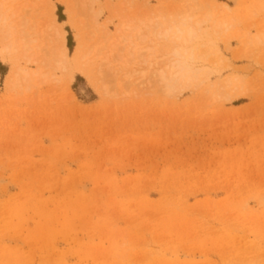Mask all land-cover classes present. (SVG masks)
<instances>
[{"label":"rangeland","instance_id":"1","mask_svg":"<svg viewBox=\"0 0 264 264\" xmlns=\"http://www.w3.org/2000/svg\"><path fill=\"white\" fill-rule=\"evenodd\" d=\"M263 5L100 0L110 38L123 14L166 25L210 12L228 26L200 41L209 57L197 82L172 97L112 75L104 96L73 59L103 37L88 8L16 0L13 26L35 54L18 63L38 75L9 92L12 66L0 63V264H264V46L244 45L264 27ZM54 16L73 81L49 61ZM221 56L230 68L213 64Z\"/></svg>","mask_w":264,"mask_h":264},{"label":"bare ground","instance_id":"2","mask_svg":"<svg viewBox=\"0 0 264 264\" xmlns=\"http://www.w3.org/2000/svg\"><path fill=\"white\" fill-rule=\"evenodd\" d=\"M99 1L80 0L81 4L85 6L84 8H88L86 11L90 12L91 23L95 31L103 37H100L99 42L94 46L89 47L90 49L88 48L86 53L77 51L73 59L78 72L83 73L91 82L95 83L104 96L110 95L105 76L112 75L119 80V87H128L134 89V92H136L135 89L158 88L167 96L172 97L177 91L184 90L197 82L200 69L196 68L195 64L198 61L206 62L209 57L207 51L204 50L205 44L200 42L202 39H206L208 31L216 36H221L228 31L227 17L224 14L223 20L217 22H212L210 12H206L200 18L179 17L169 23L166 22V25H163L158 19H150L146 13V16L141 18L137 14L131 17H124L123 14V17L120 16V25L116 29L115 37L110 38L99 27L100 13L98 12V14L94 10V5ZM15 3L16 0H0V63L9 62L12 66L10 75L5 81V89L9 92H14L23 84L28 85L32 78L38 75V72L31 73L18 63L19 59L24 60L27 64L30 63L35 54L32 52L28 36H23V30L19 34L16 33L13 26L14 21L18 19ZM36 3L35 1V5ZM220 8L221 13L228 10L224 4L220 5ZM261 9L264 11V5ZM62 26L63 24L59 23L54 16L53 25L48 31L51 39L49 61L73 81L70 56L66 45V32ZM262 26H259L261 28L252 39L248 36L245 37V46H264V27ZM236 35L234 37L239 36V34ZM222 38L229 40V35ZM94 48L98 50L96 49L97 52L90 58L89 55ZM222 57L213 64L224 62ZM97 59L99 64L96 66ZM226 62L227 60L224 62L227 65ZM42 77L43 81L49 79L48 74H43ZM48 81L50 82V80ZM225 84L230 86V80L226 79ZM122 90L124 91L123 88Z\"/></svg>","mask_w":264,"mask_h":264}]
</instances>
